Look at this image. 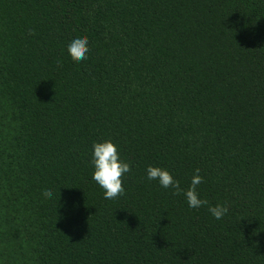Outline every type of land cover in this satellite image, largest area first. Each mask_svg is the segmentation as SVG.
Instances as JSON below:
<instances>
[{
    "label": "trees",
    "instance_id": "1",
    "mask_svg": "<svg viewBox=\"0 0 264 264\" xmlns=\"http://www.w3.org/2000/svg\"><path fill=\"white\" fill-rule=\"evenodd\" d=\"M0 264H264V0H0Z\"/></svg>",
    "mask_w": 264,
    "mask_h": 264
},
{
    "label": "clouds",
    "instance_id": "2",
    "mask_svg": "<svg viewBox=\"0 0 264 264\" xmlns=\"http://www.w3.org/2000/svg\"><path fill=\"white\" fill-rule=\"evenodd\" d=\"M88 44L86 36L75 38L70 42L67 50L74 62H81L88 58ZM92 165L94 167L92 179L103 189L105 199L113 200L125 194L123 177L131 171V165L120 158L118 148L113 142L106 140L102 143H93ZM199 172L200 170L197 168L190 187L184 190L181 188L180 182L174 179L168 170L153 166L146 169L149 181L157 180L163 188L174 189V195L183 193L190 208L208 206L209 212L216 219H222L228 212L227 206L220 204L210 206L206 199L199 198L197 186L203 182V177L199 175ZM52 194L50 188L42 190V195L45 198H51Z\"/></svg>",
    "mask_w": 264,
    "mask_h": 264
}]
</instances>
